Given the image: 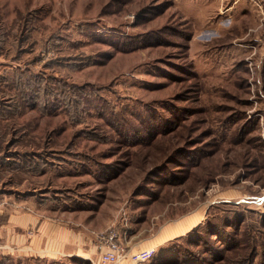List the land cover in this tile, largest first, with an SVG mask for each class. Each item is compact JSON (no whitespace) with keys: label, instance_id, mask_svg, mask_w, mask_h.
Here are the masks:
<instances>
[{"label":"rangeland","instance_id":"1","mask_svg":"<svg viewBox=\"0 0 264 264\" xmlns=\"http://www.w3.org/2000/svg\"><path fill=\"white\" fill-rule=\"evenodd\" d=\"M0 77L40 84L0 116V263L55 264L32 256L61 224L91 264L113 229L129 253L190 236L200 264H264V0H0Z\"/></svg>","mask_w":264,"mask_h":264},{"label":"trees","instance_id":"2","mask_svg":"<svg viewBox=\"0 0 264 264\" xmlns=\"http://www.w3.org/2000/svg\"><path fill=\"white\" fill-rule=\"evenodd\" d=\"M7 80H9L8 77H5L2 80H0V82H5L6 84L9 82L11 87L10 86H8V87H10L12 90H15V93H12V94L10 93L8 96H6L5 99H0V116L1 117H6L7 114L11 115L12 111H13V106L15 104H17L16 105L17 108L24 105V103L26 105L35 104L38 101V99H39L38 97L40 95V84H38V83H36V87L33 88L34 86L31 85L32 83H30L31 81H29L28 79H25V80H14L13 79L14 84L12 86L13 80L12 79H10L9 81H7ZM49 89H50L49 87L47 89V86L44 87L42 96H45L46 93L49 95L53 94L52 91L49 92ZM46 90H48V92ZM3 92H6V91H3ZM4 100H5V102H4ZM14 102H15V104H14ZM48 102H50V100H47V103L41 107L44 109V111H46V110L50 111V109H51V107L48 106ZM193 232H194L193 234L195 236H196L197 232L201 233L200 227L198 229H195V231H193ZM219 235H224V233L219 232ZM233 236H234L233 238H231L230 236H229V238L234 241V248L237 249V247H238V249H240L241 246H243L242 245L243 243H241L240 242L241 240L236 237L237 236L236 233ZM189 237L190 236H187L185 238H182L181 240L176 241L177 243H179L176 247H171V245H174L176 242H174V244H173V242L172 243L169 242L168 246L164 247L160 252L155 253V255L153 257L155 262L157 263V262H162L163 260H165L167 263L181 262L182 264H200V261H202V258H204L203 256H205L206 254H204V255L197 254L196 256H194L191 254V250H189L187 247H182V245H181L182 243H184V241L189 242L190 241ZM193 256L196 258L191 259V258H193ZM32 257H36L39 260H45L46 262L51 261L55 264L63 262L65 260H70V261L77 263V264H91V262L89 260H86L82 257H77V256H71V257H65V258H63V257H51L48 255L47 256L46 255L41 256V257H38V256H32ZM8 258H10V256H7V258H5V259L8 260ZM249 259L250 258L248 257L246 260V264H249ZM8 261H11V260H8ZM10 263L12 264V262H10ZM0 264H3V263H0Z\"/></svg>","mask_w":264,"mask_h":264},{"label":"crops","instance_id":"3","mask_svg":"<svg viewBox=\"0 0 264 264\" xmlns=\"http://www.w3.org/2000/svg\"><path fill=\"white\" fill-rule=\"evenodd\" d=\"M189 224V220H185L184 222L177 223L173 228L165 229L163 231L164 238L161 239L160 243L182 236L196 226V224L192 226H189ZM53 232V235L49 237L47 243L43 244V246L41 245V250L53 253L55 255L54 257L77 256L87 258V256H95V246L90 238L89 245H85L87 241L83 242L82 237L77 236L72 228L61 224L55 226Z\"/></svg>","mask_w":264,"mask_h":264},{"label":"built area","instance_id":"4","mask_svg":"<svg viewBox=\"0 0 264 264\" xmlns=\"http://www.w3.org/2000/svg\"><path fill=\"white\" fill-rule=\"evenodd\" d=\"M99 261L94 264H117L129 257L134 263L150 260L156 253L155 247L141 249L137 252H126L119 240L118 233L113 229L98 236ZM93 261V259H91Z\"/></svg>","mask_w":264,"mask_h":264}]
</instances>
